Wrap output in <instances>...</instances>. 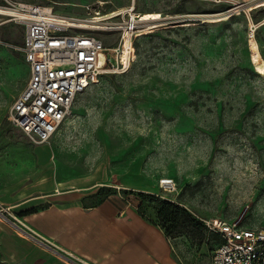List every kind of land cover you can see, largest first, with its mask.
Returning a JSON list of instances; mask_svg holds the SVG:
<instances>
[{"label":"rangeland","instance_id":"374dc122","mask_svg":"<svg viewBox=\"0 0 264 264\" xmlns=\"http://www.w3.org/2000/svg\"><path fill=\"white\" fill-rule=\"evenodd\" d=\"M12 1L77 17L88 15V6L109 16L134 3L138 14L159 12L172 21L137 34L129 71L101 76L78 97L46 143L48 166L121 190L164 229L186 264H211L218 237L189 223L173 232L150 196L197 220L241 219L245 228L264 230V74L251 55L255 38L264 57V0H240L244 7L211 0ZM96 34L109 50L121 39L118 31ZM23 37V27L0 25L2 185L26 179L11 172L13 165L30 148L35 164L40 145L8 120L30 75L25 54L8 45ZM162 178H173L177 190L161 188Z\"/></svg>","mask_w":264,"mask_h":264},{"label":"crops","instance_id":"0c3cea01","mask_svg":"<svg viewBox=\"0 0 264 264\" xmlns=\"http://www.w3.org/2000/svg\"><path fill=\"white\" fill-rule=\"evenodd\" d=\"M23 153L9 170L26 179L0 183V264H186L121 190L59 174L46 143L35 164L31 148Z\"/></svg>","mask_w":264,"mask_h":264},{"label":"built area","instance_id":"2783aa9c","mask_svg":"<svg viewBox=\"0 0 264 264\" xmlns=\"http://www.w3.org/2000/svg\"><path fill=\"white\" fill-rule=\"evenodd\" d=\"M211 1L230 2L235 7L242 5L240 0ZM0 6L17 9V12L0 14L4 17L0 18V25L8 22L23 27V42L8 45L23 52L30 66L25 91L11 107L8 120L37 144L48 143L53 138L71 115L78 97L101 76L129 71L134 38L147 31L144 15L136 13L133 6L113 12L110 15L114 17L106 22L97 21L99 13L93 14L90 6L86 7L88 15L84 17L58 14L52 7L12 0H0ZM58 16H66L71 21ZM171 23V20L164 21L163 26ZM99 31L120 32L118 46L111 51L106 48L96 34ZM126 31L134 32L128 64L121 55ZM160 187L169 192L177 190L173 178H162ZM203 222L210 233L218 234L221 239L213 250L211 264H264V230L245 228L241 219H203Z\"/></svg>","mask_w":264,"mask_h":264},{"label":"bare ground","instance_id":"6f19581e","mask_svg":"<svg viewBox=\"0 0 264 264\" xmlns=\"http://www.w3.org/2000/svg\"><path fill=\"white\" fill-rule=\"evenodd\" d=\"M133 8H135L136 10V6L133 3ZM77 6V5H76ZM241 6H245L244 4H242ZM239 6V7H241ZM49 8V7H48ZM12 12H17L16 8H9V7H1L0 6V14H7V13H12ZM142 15H144L143 20H146V24H145V29L147 30L150 28H156L158 26H160V24L162 22L165 21V18L162 14H160L159 12H145ZM60 17V16H58ZM98 19H96L97 21H111V19L114 17V15H109V16H103V15H98L97 16ZM61 20H66V21H71L70 19H68L66 16H61L60 17ZM264 23V21L261 22V24ZM143 30V31H144ZM141 30H138V32ZM134 32L131 31H126L124 34V38L122 40V44L124 43L123 48H121V50L123 49V53L121 54L123 59L127 62L128 59V53H129V47L131 45L132 42V35ZM252 59L254 61L255 64V68L257 70L258 73L260 74H264V57L262 56L260 49H259V45L258 42L256 41V39L254 38L252 40Z\"/></svg>","mask_w":264,"mask_h":264},{"label":"trees","instance_id":"16d2710c","mask_svg":"<svg viewBox=\"0 0 264 264\" xmlns=\"http://www.w3.org/2000/svg\"><path fill=\"white\" fill-rule=\"evenodd\" d=\"M141 199L145 200L147 198L146 195L141 194ZM152 199H157V214L158 218L161 220H164L165 222L170 224V229L174 232L180 227H184L186 223H189V225H194V227H201L203 226L206 230V226L202 220H197L193 217V215L187 211L186 209L182 208L178 204L174 202L169 201H161L158 198H155L154 196H150ZM138 209L140 210L139 206ZM142 212V211H141ZM213 235L217 236L220 242V237L216 233H212Z\"/></svg>","mask_w":264,"mask_h":264}]
</instances>
